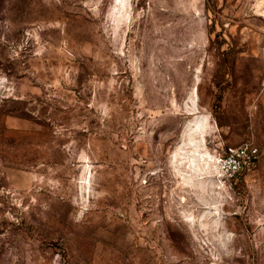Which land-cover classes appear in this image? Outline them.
<instances>
[{
	"label": "rangeland",
	"instance_id": "374dc122",
	"mask_svg": "<svg viewBox=\"0 0 264 264\" xmlns=\"http://www.w3.org/2000/svg\"><path fill=\"white\" fill-rule=\"evenodd\" d=\"M0 264H264V0H0Z\"/></svg>",
	"mask_w": 264,
	"mask_h": 264
},
{
	"label": "built area",
	"instance_id": "2783aa9c",
	"mask_svg": "<svg viewBox=\"0 0 264 264\" xmlns=\"http://www.w3.org/2000/svg\"><path fill=\"white\" fill-rule=\"evenodd\" d=\"M218 163L224 169L228 179L251 167L258 156L257 147L252 142H243L237 146H227L218 151Z\"/></svg>",
	"mask_w": 264,
	"mask_h": 264
}]
</instances>
